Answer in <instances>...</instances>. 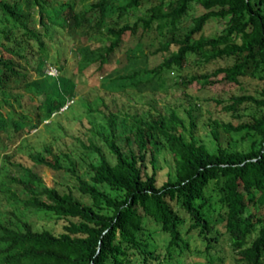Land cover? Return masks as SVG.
I'll return each mask as SVG.
<instances>
[{
  "label": "trees",
  "instance_id": "trees-1",
  "mask_svg": "<svg viewBox=\"0 0 264 264\" xmlns=\"http://www.w3.org/2000/svg\"><path fill=\"white\" fill-rule=\"evenodd\" d=\"M83 1L0 0V103L14 108L12 114L0 109V147L65 113L60 106L72 95H80L77 102L85 100L80 105L88 116H99L89 118L93 136L87 141L68 134L80 141L84 155L94 152L86 161L88 178L78 172L72 150H56L50 142L29 152L30 164L8 157L2 177L20 184L27 197L6 189L2 201L12 199L67 221L58 232L35 228L27 220L21 226L0 221V264H187L195 252L200 258L194 264H223L229 255L230 264H264V0ZM194 3L204 10L177 36ZM129 16L134 20L128 21ZM213 17L224 18V25L205 34L204 24ZM56 26L72 41L76 69L91 70L101 79L107 97L99 92L96 101L85 99L74 76L64 74L65 59L60 51L49 52L45 38L53 36ZM152 28L159 38L150 48L143 37ZM158 53L160 59L149 63ZM189 54L199 56L200 63L221 58L229 63L182 76ZM48 62L60 69L58 77L44 72ZM27 65H33L34 77ZM247 74L262 82L255 83L254 91L231 95L222 108L249 117L236 124L212 119L213 148L194 134L200 103L189 93L186 106L167 112L117 105L122 90L155 91L164 88L168 76L187 86L193 80L241 83ZM19 82L28 93L22 99L33 101L29 107L23 100L17 107L7 100L21 98L10 93ZM68 106L74 111L72 103ZM224 137L248 143L227 146ZM158 144L174 160L173 172L160 183ZM43 166L68 172L76 182L48 185L40 174ZM157 231L168 235L164 244L158 243ZM192 238L199 246L190 245Z\"/></svg>",
  "mask_w": 264,
  "mask_h": 264
},
{
  "label": "rangeland",
  "instance_id": "rangeland-1",
  "mask_svg": "<svg viewBox=\"0 0 264 264\" xmlns=\"http://www.w3.org/2000/svg\"><path fill=\"white\" fill-rule=\"evenodd\" d=\"M86 0H84L81 4H83ZM80 4V5H81ZM144 9V8H143ZM143 9H138L137 13H142ZM204 10L199 4L194 3L193 7L190 8L189 13L183 19V23L179 28L177 36H182L186 30H188L191 25L193 19V15ZM38 16L37 13H35ZM128 21H133L134 16H129ZM225 19L221 17H213L208 22L204 24L203 31L205 34H213L218 31L223 25ZM37 25H41L37 23ZM153 37V38H152ZM47 41L48 50L50 53L60 51L61 59H65L64 61V74L69 76L73 75L74 80L77 83V90L79 91L84 98L86 97L88 100L93 99L92 101H96L94 96L97 94H104L106 97L108 96L106 91L102 89L101 79L96 78V75L91 70H82L79 71L76 69L77 64V54L74 48L71 46L72 41L68 36H66L63 28L58 26L53 30L52 37H45ZM158 33L155 28L150 29L149 32H146L143 39L146 45H149L150 48H153L158 45ZM33 44L36 46V42L33 40ZM151 44V45H150ZM161 55L158 53L157 56H154L150 59L151 64L156 63L160 59ZM31 58V56H30ZM62 61V60H61ZM199 56L196 57L194 54H189L187 60L181 70L182 76L191 75V74H199L204 71H212L218 65L226 64L228 60L226 59H217L216 61H211L208 63H200ZM229 63V62H228ZM27 73L34 77V68L33 65H27ZM60 73V69L58 71ZM223 72L219 73L218 77L222 75ZM179 77V76H178ZM177 78V77H176ZM171 76L166 78L163 86L164 88L157 89L152 91L149 87H147L143 91H135L132 88H127L122 90L117 96V105L122 109L133 111L135 109H140L141 111H152L156 112V109H160L162 111H168L170 107L176 106L179 109L183 108L187 105V101L190 98V95L197 99L200 103V108L195 110L197 112L196 117V125L194 127V134L196 138L200 141H204L210 148L216 146L215 139L210 131V121L212 119H217L218 121H231L234 124L238 123L243 119H247L249 114H243L242 117L234 116L230 113V111H226L222 108V105L226 103L231 95L238 94L242 91H254L255 83L262 82L259 78L253 77L247 74L243 78V82L236 83L225 80H219L214 82L213 84H201L200 82L193 80L189 85L183 86L181 84H177ZM96 86L97 89H93L92 92H88L87 88ZM13 90V91H12ZM186 90V92H184ZM10 93L16 91V96L18 94L21 95V98L9 97L13 106L22 103V95L25 94V89L22 87L20 82L17 85H12V89L10 88ZM27 93V92H26ZM189 93V94H186ZM28 94V93H27ZM25 94V95H27ZM31 95V94H29ZM28 96V95H27ZM27 96L24 98L27 99ZM81 98L79 94L77 96H73L72 109L71 111L68 107L65 109V113L62 115L55 117L54 119L49 120V118L37 124V126L32 127L25 131L22 136H18L16 141H12L10 146H7L5 149L0 147V221L21 226V220L29 221L35 228H49L55 232L61 231L63 229L62 225L67 220L64 218H56L53 213L48 212L44 209H34L31 206H26L24 204L18 203H10L12 199L2 201L4 191L6 189H12L16 191V193L21 198H26L27 193L21 187L20 184L11 181L8 177H2L5 167L9 164L8 157L12 160L21 161L26 164H30L31 161L29 159V152L33 150L34 147H40L39 144L42 142H50L52 146L56 149L63 150H72V154L76 160V167L79 173L82 176L88 178L90 175V170L86 165V161L90 159L91 156L94 155V152H90V154L84 155L83 153L86 150L80 145V141L77 139H73L68 134L79 136L81 140L87 141L89 136H93L91 130L89 129V118L93 115L97 116L96 112H93L89 116L84 111L85 105H80L84 99L79 100ZM85 98V99H86ZM13 99V100H12ZM221 100L218 102V100ZM24 101V100H23ZM30 101V102H29ZM82 101V102H81ZM24 106L29 107L33 101L30 99L23 102ZM75 104V107H74ZM87 104V103H85ZM15 107V108H16ZM32 108V107H31ZM0 109L3 112H8L12 114L14 112V108L8 103H0ZM32 114V111H31ZM99 118V116H97ZM96 117V119H98ZM186 117V116H185ZM129 120V118H127ZM188 119V118H187ZM223 132V130L221 129ZM224 134V132L222 133ZM97 140V137H94ZM230 139V140H229ZM223 143L227 146L233 147H245L248 141L244 140H232L231 138H223ZM103 148L106 149V146L103 145ZM83 154V155H82ZM110 158L112 155L107 153ZM7 155V156H5ZM157 176L158 182H162V180L166 179L169 172H173L174 169V160L172 153L165 145L158 144L157 146ZM40 174L48 185H53L56 183H61L66 185L69 183L73 185L76 180L71 176L68 172L51 169L47 166H43L40 169ZM74 193L80 198L85 199V197L75 188L73 187ZM148 225L150 228H155L156 223L154 221L148 220ZM155 237L158 243L164 244L168 235L163 231H157ZM190 245L192 247L199 246V240L190 239ZM224 249L228 250V245L225 241L221 242ZM196 253V252H195ZM190 253V263L194 264V259L200 258L199 254ZM204 256V255H201ZM227 256L224 260L223 264H230L229 257Z\"/></svg>",
  "mask_w": 264,
  "mask_h": 264
},
{
  "label": "clouds",
  "instance_id": "clouds-1",
  "mask_svg": "<svg viewBox=\"0 0 264 264\" xmlns=\"http://www.w3.org/2000/svg\"><path fill=\"white\" fill-rule=\"evenodd\" d=\"M59 68L52 63H46V65L44 66V72L48 75H52L54 77H58L60 73H58ZM73 95L71 97H69L61 106L59 110H64L67 107H69L68 105H70L73 102Z\"/></svg>",
  "mask_w": 264,
  "mask_h": 264
}]
</instances>
